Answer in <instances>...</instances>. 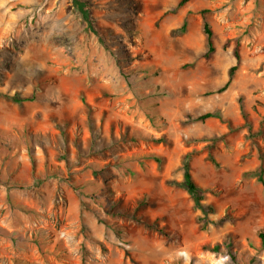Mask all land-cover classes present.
I'll return each instance as SVG.
<instances>
[{
	"label": "rangeland",
	"instance_id": "374dc122",
	"mask_svg": "<svg viewBox=\"0 0 264 264\" xmlns=\"http://www.w3.org/2000/svg\"><path fill=\"white\" fill-rule=\"evenodd\" d=\"M79 1L0 0V264H264V0Z\"/></svg>",
	"mask_w": 264,
	"mask_h": 264
},
{
	"label": "trees",
	"instance_id": "16d2710c",
	"mask_svg": "<svg viewBox=\"0 0 264 264\" xmlns=\"http://www.w3.org/2000/svg\"><path fill=\"white\" fill-rule=\"evenodd\" d=\"M77 7L79 9H83L82 7V3L79 0H74ZM187 1L189 0H180L178 3V6H182L184 5ZM204 33L206 35V42H207V52L206 55H208L210 52L213 51V46H212V42H211V30L209 28V25L207 24V22H204ZM236 58H238V55L236 54ZM235 70V66H232L230 68L229 71V75L231 76V74L233 73V71ZM228 85V82L225 83V85L222 87L225 88ZM219 117L218 113H205L203 115H201L200 118H208V117ZM182 186L185 188V190L190 194L194 205L198 208H200L203 212L207 211L206 208L202 205L201 201L203 199V192L202 189L194 182V180L192 179L191 173H190V169H189V163H188V157L184 158L183 161V181H182Z\"/></svg>",
	"mask_w": 264,
	"mask_h": 264
}]
</instances>
